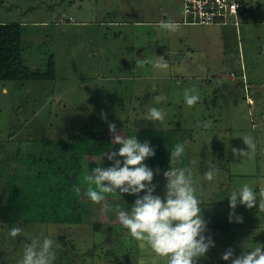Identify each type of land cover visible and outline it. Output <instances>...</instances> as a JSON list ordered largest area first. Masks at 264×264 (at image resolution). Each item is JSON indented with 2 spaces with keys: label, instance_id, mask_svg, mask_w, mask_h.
Listing matches in <instances>:
<instances>
[{
  "label": "rangeland",
  "instance_id": "rangeland-1",
  "mask_svg": "<svg viewBox=\"0 0 264 264\" xmlns=\"http://www.w3.org/2000/svg\"><path fill=\"white\" fill-rule=\"evenodd\" d=\"M249 1L250 14L239 26L220 27L185 24L182 0H0V20L21 24L24 62L44 69L50 53L55 60L53 79H0V261L19 264L28 244L51 236L55 264H167L106 210L118 205L130 212L136 195L106 194L95 204L84 194V177L97 166H111L105 152L121 147L112 143L110 123L125 136L161 132L170 154L177 143L185 145L178 160L154 170V194H165L163 172L170 167L191 170L205 201L204 235L215 247L197 264H231L222 259L228 248L239 256L264 245L259 197L252 209L237 205L242 222L229 220L233 190L247 183L259 196L264 188V0ZM162 21L180 27L170 32L159 27ZM160 56L167 70L153 67ZM242 65L249 82L226 93L223 82L233 81L229 71L238 81ZM186 89L200 97L193 106L185 102ZM158 96L164 99L157 102ZM152 107L167 114L163 123L147 120ZM243 137L254 148L234 156L233 149L249 150ZM83 142L88 148L78 153L82 167L76 173L84 219H42L35 202L23 199L35 200L45 170L63 167ZM210 166L217 174L207 181ZM14 226L22 229L15 238L9 234Z\"/></svg>",
  "mask_w": 264,
  "mask_h": 264
},
{
  "label": "clouds",
  "instance_id": "clouds-1",
  "mask_svg": "<svg viewBox=\"0 0 264 264\" xmlns=\"http://www.w3.org/2000/svg\"><path fill=\"white\" fill-rule=\"evenodd\" d=\"M160 28L176 32L180 25L173 22H161ZM148 61L136 63L135 67H143ZM153 67L167 70L168 62L163 56L153 62ZM194 89L184 91V99L188 106L195 105L200 99L198 94H191ZM164 97H156L157 102ZM166 113L162 109L152 107L147 120L154 123L165 120ZM103 118L107 117L102 113ZM109 130L113 134L112 143L119 144L118 151L105 152L112 162L111 166H97L90 174L84 177L87 182L85 196L95 204H101L106 199V194L124 193L137 196L130 212L116 207H108L107 211L115 212L119 223L129 231L132 238L138 242L146 243L151 251L159 258L166 260L167 264H197L200 257H204L214 241L204 233L207 223L203 218L201 205L205 204L202 197L197 195L194 186L195 181L190 169L170 167L163 172L166 179L165 194H154L156 185L153 184L154 170L144 161L155 156V150L149 142H140L137 135H122L114 123L109 124ZM248 151L233 149V155L244 157L250 155L254 148L251 138L243 137ZM185 153V145L177 143L171 150L170 160H178ZM122 157L123 159H119ZM99 165V163H97ZM159 172V169L156 170ZM217 172L212 166L204 173L207 181H212ZM74 191L79 194L81 188L74 186ZM144 192L143 196L139 194ZM259 197V209H264V188L260 189L259 196L253 188L245 183L237 191L229 194L230 222L235 216L237 222H242V217L236 216L235 209L238 204L252 209L257 205ZM22 233L20 227H12L10 236L13 238ZM57 259L55 243L51 236L33 240L28 244L19 264H55ZM222 259L231 261V264H264V245L255 247L251 251H243L239 256H234L233 249L228 248Z\"/></svg>",
  "mask_w": 264,
  "mask_h": 264
},
{
  "label": "trees",
  "instance_id": "trees-1",
  "mask_svg": "<svg viewBox=\"0 0 264 264\" xmlns=\"http://www.w3.org/2000/svg\"><path fill=\"white\" fill-rule=\"evenodd\" d=\"M21 31L22 27L18 21L0 20V79H53L55 77V60L51 53L44 69L32 68L24 62ZM162 135L161 132L157 136L138 135L140 142H149L155 150V156L144 161L153 170L170 164V152L164 144ZM87 148V143L84 142L81 145H76L75 151L71 152L69 161L63 167L59 166L56 170L49 168L45 170L44 175L42 174L44 182L41 186H36L39 190H35V200L30 194V198L23 199L24 203L35 202L41 213L44 214L41 217L42 219L55 223H78L84 219L80 193L77 194L74 191V186H79L76 169L82 167L78 159V153L86 152ZM15 162L17 163L13 166L18 168L20 164L18 161ZM31 190L33 191L34 188L31 187ZM42 210L44 211L42 212ZM94 226L97 228L98 224H94ZM0 264L6 263L0 261Z\"/></svg>",
  "mask_w": 264,
  "mask_h": 264
},
{
  "label": "built area",
  "instance_id": "built-area-1",
  "mask_svg": "<svg viewBox=\"0 0 264 264\" xmlns=\"http://www.w3.org/2000/svg\"><path fill=\"white\" fill-rule=\"evenodd\" d=\"M250 8L248 0H182L185 23L195 24H228L239 25L244 15ZM235 71L228 75L239 78ZM245 80L246 76L240 73Z\"/></svg>",
  "mask_w": 264,
  "mask_h": 264
},
{
  "label": "crops",
  "instance_id": "crops-1",
  "mask_svg": "<svg viewBox=\"0 0 264 264\" xmlns=\"http://www.w3.org/2000/svg\"><path fill=\"white\" fill-rule=\"evenodd\" d=\"M249 1V0H248ZM250 2V1H249ZM250 8H249V10L247 11V13L244 15V17H243V19L241 20V21H243L244 20V18H246V17H248L249 16V14H250ZM182 21L183 22H185L184 21V18L182 19ZM185 24H188V23H185ZM191 24V23H190ZM190 24H188V25H190ZM192 24H195V23H192ZM205 25H218V24H205ZM223 25H227V24H223ZM223 25H218V26H223ZM237 26H239V25H237ZM241 69H242V71L244 72V66L242 65L241 66ZM241 71V72H242ZM245 74V73H244ZM250 74H251V76H253V77H256V75L255 74H257L256 73V71H254V70H250ZM219 74H217V76H218ZM247 77H248V79L246 80V78H245V80L242 78V79H239L238 81H235V80H237L238 78H233V81L232 82H227V81H225V82H223V85H222V88H223V90H225V92L227 93V92H232V94H233V91H234V88L233 87H235L234 85L235 84H242L243 83V86H245V84L247 83V82H249V80H250V76H248V75H246ZM217 79L219 78V77H216ZM201 84V83H200ZM218 91H214V100L215 99H217V93ZM249 103H251V104H254V101H253V99H252V97H250L249 96Z\"/></svg>",
  "mask_w": 264,
  "mask_h": 264
}]
</instances>
